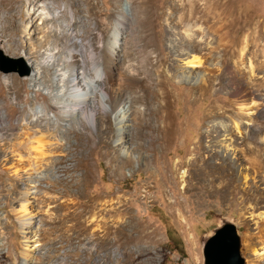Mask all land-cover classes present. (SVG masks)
Wrapping results in <instances>:
<instances>
[{
  "label": "rangeland",
  "instance_id": "obj_1",
  "mask_svg": "<svg viewBox=\"0 0 264 264\" xmlns=\"http://www.w3.org/2000/svg\"><path fill=\"white\" fill-rule=\"evenodd\" d=\"M167 1L0 0V79L10 80L9 87L0 88V97L19 91L21 98L9 100L5 109L14 120L33 104H48L49 90L57 92L50 85L57 63L49 68L42 65L48 82L40 90L30 86L31 76L21 77L14 70L31 68L23 41L57 48L59 64L65 63L69 74L81 64L87 80H94L95 58L106 56L121 19L125 25L111 96L126 113L119 124L105 108L96 129L86 123L79 129L67 128L58 149V155L65 156H57L62 157L58 168L41 179L54 202L42 209L37 206V210L27 204L33 217L26 225L14 211L22 209L26 189L0 163V264H204V240L226 222L238 228L246 264H264V86L253 87L242 77L252 91L247 102L254 107L248 132L244 126L236 130L232 121L244 122L245 116L209 117L213 104L228 105L235 98L230 87L237 81L220 68L228 64L221 61L226 42L216 43L219 48L213 52L183 46L180 41L171 43V32L178 33L181 26L177 24L179 12L171 10ZM234 1L243 5L248 26L258 28L259 20L264 32V0ZM155 4L160 5L158 9ZM44 8L49 20H42ZM187 22L201 23L195 18ZM78 40L83 50L76 46ZM169 45L176 49L164 61L162 53L170 54ZM181 50L188 54H179ZM194 57L202 65L187 74L185 64ZM103 65L110 76L112 63L105 58ZM209 69L213 70L212 87L198 99L194 87L210 74ZM92 104L100 110L97 98ZM229 119L236 149L231 151L221 138L214 149L233 154L232 180L229 175L201 180L195 167L189 171L186 166L179 167L171 180L165 175V168L175 169L177 160L193 158L200 134L212 128L215 120ZM166 128L170 134L163 133ZM61 178L71 181L69 195L58 185ZM55 185L57 190H48ZM27 186L35 193L34 185ZM98 217L113 222L99 228L92 225ZM62 218L67 225L60 223Z\"/></svg>",
  "mask_w": 264,
  "mask_h": 264
},
{
  "label": "bare ground",
  "instance_id": "obj_2",
  "mask_svg": "<svg viewBox=\"0 0 264 264\" xmlns=\"http://www.w3.org/2000/svg\"><path fill=\"white\" fill-rule=\"evenodd\" d=\"M167 5L171 10L179 12L177 24L181 26V31L178 33L171 32L172 34L169 38L171 43L180 41V44H183V46L189 45L195 49L213 52L216 48H219V46H216V43L226 42V44H224L226 55H224L221 61L223 64L225 61H228V64L227 66L222 65L220 68L232 79H236L237 82H231L232 86L230 87V95H232V97L234 96L236 99L234 98V101H231L228 105L213 104L208 115L211 118L215 116L221 117L224 113L234 114L235 118L245 116V120L243 119L244 122H238L234 118L232 121L234 122L233 125L236 130L244 126L247 128L245 131L248 132V123L252 122V119L249 118V113L254 107L250 105L251 103L249 104L247 102L248 100L246 97H248L247 95L252 91L249 85L248 87L245 86L243 78H247V82L253 87L256 86L257 88V86H264V32L259 29L260 21L258 20V28L248 26L249 21L246 22L244 20L246 11L243 5L237 4L234 0H168ZM159 6V4H155L154 8L158 9ZM27 13H30V10H28ZM41 16L42 20L50 19V15L45 8L41 12ZM72 16L74 18L73 14ZM194 18L200 20L201 23L187 22ZM124 25L125 22L121 19L112 33V39L106 56L100 54V56L95 58L97 60L94 62L97 79L89 81L85 76L84 67L81 64H76L73 67V71L71 70L72 74L68 73L65 63L61 62V64H59L60 59L57 54L59 53L57 48L52 49L49 46L43 45L42 42L39 45L32 42H22L23 46H26L27 50L25 51V56L29 57L27 58L32 69L30 75L32 77H30V86L32 88L40 90L42 85H46L48 81L46 83L44 81L43 66L49 68L57 63V67L53 69V77L51 78L50 84L52 87L57 88V92L53 90L47 92L50 97L48 104H33L29 106L28 112L22 110L20 117L14 120L5 109L9 100L21 98L19 91L10 94L7 98L0 97V163L6 167V169H10L13 175L20 180L21 187L26 189V191L22 193L20 203L22 209L14 210L23 225H26L25 222L30 221L33 217V212H28L27 204L30 203L35 209L38 208L37 206L42 209L50 206V204L54 202V200H51L53 197L43 189L41 179L54 173L58 168L62 157L57 158V156H65L58 155V149L63 144L64 136L67 134V128L79 129L83 123H86L90 128L96 129V120L104 116L107 112L105 108L112 111L119 124L123 123L126 119L124 109L120 108L117 101L111 96V93L115 90L113 72L118 70V48L121 46L122 27ZM254 25H257V22H255ZM29 28L31 29V27L27 26V29ZM32 28L34 32H39L38 27L33 26ZM62 32L64 31L61 30L60 34H62ZM215 37L216 42H214ZM76 46L81 50L84 49V45L81 44L79 40L76 41ZM0 48L3 47L0 46ZM169 49L170 54L168 52V56L166 53H162L164 61L172 56L171 54L174 53L173 51L176 49V46L169 45ZM178 53L183 55L188 54L184 53L182 50ZM105 58L112 63V67H110V72L112 74H110V76L107 75L108 73L103 69V59ZM95 59H93V61ZM199 65H202L201 59L194 57L192 61L185 64V71H183L187 74L191 73V70L199 67ZM212 71V69H209L210 74L202 78L201 83L194 87L197 95H199V97H197L198 99L201 98V96H205L211 89ZM261 72L263 75H259ZM0 80V88H2V86L9 87L10 80L7 77ZM1 94L0 91V95ZM164 97L167 99V103H169L170 95L166 94ZM95 98H97L99 104H101L100 110L92 104V100ZM75 104L77 108L72 109V106ZM13 121L16 123V126L13 124ZM233 125L230 119L215 120L212 128L210 127L206 132L200 134V139L197 142L198 144L193 150L196 152L193 158L189 161H184L182 159L177 160L175 169L169 170L165 168V175H167L169 179H173L176 177L175 174L179 167L186 166L189 171H192L195 167L201 180L210 177H212V179H219L226 175H229V180H232L233 163L231 160L233 154H220L214 147L219 145L217 140L221 138V142H224L231 151L236 149V143L232 136L234 132L232 131V129H234ZM169 131L170 130L166 128L163 130V133L167 135L170 134ZM62 133L64 134L62 135ZM98 146H101V142ZM218 160L220 162H218ZM67 171H70V169ZM27 184L34 185L32 189L36 190L35 193L30 192ZM58 185L65 188L63 189V194L69 195L71 193V181L68 179H62ZM172 185V189L176 191L178 189L176 183L173 182ZM48 190H57V186H52ZM176 194L174 193V197ZM176 203H180L177 198ZM174 204L175 203H172V205ZM110 222H113V220ZM110 222L104 218L99 219L98 217L96 220H92V225L104 228L110 227ZM60 223H62V225L68 224L64 219L61 220ZM115 224L118 223L116 222ZM193 251L195 256L198 257L195 242L193 243Z\"/></svg>",
  "mask_w": 264,
  "mask_h": 264
},
{
  "label": "water",
  "instance_id": "obj_3",
  "mask_svg": "<svg viewBox=\"0 0 264 264\" xmlns=\"http://www.w3.org/2000/svg\"><path fill=\"white\" fill-rule=\"evenodd\" d=\"M14 70H18L21 77H29L32 73L30 67L21 66ZM241 249L242 241L237 226L226 222L204 240V264H246Z\"/></svg>",
  "mask_w": 264,
  "mask_h": 264
}]
</instances>
